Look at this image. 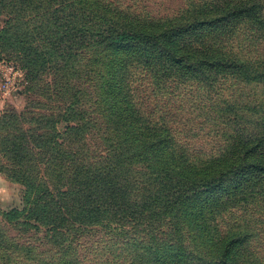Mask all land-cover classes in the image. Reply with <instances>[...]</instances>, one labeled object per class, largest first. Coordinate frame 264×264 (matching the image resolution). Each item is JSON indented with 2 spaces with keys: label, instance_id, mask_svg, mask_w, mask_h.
<instances>
[{
  "label": "trees",
  "instance_id": "16d2710c",
  "mask_svg": "<svg viewBox=\"0 0 264 264\" xmlns=\"http://www.w3.org/2000/svg\"><path fill=\"white\" fill-rule=\"evenodd\" d=\"M187 2L140 26L106 0H0L27 95L0 139L24 205L0 215L44 227L43 264H264V0Z\"/></svg>",
  "mask_w": 264,
  "mask_h": 264
},
{
  "label": "rangeland",
  "instance_id": "374dc122",
  "mask_svg": "<svg viewBox=\"0 0 264 264\" xmlns=\"http://www.w3.org/2000/svg\"><path fill=\"white\" fill-rule=\"evenodd\" d=\"M106 1L110 2L111 7L126 9L127 15H130L132 18L130 22L140 26H146L150 23L158 25L170 22L172 17L175 18L183 10L189 7L187 0ZM32 13H34V11ZM8 16L9 15L6 10L0 11V30L3 26H5V20H7ZM92 54L93 53L83 54V58H81L78 62L80 68L86 67L85 65L89 57L93 56ZM140 54H142V51ZM7 58L9 57H6L5 51L0 48V139L8 132V128L1 122L2 116L9 111L17 113L21 112L25 108L27 100V95L22 91L23 88L21 82L23 79V73L15 66L14 62L8 60ZM94 70L99 72V76L103 79L104 75H107L106 62H98L94 66ZM136 71L140 72V70ZM83 75L80 78V82H83L81 87L87 91L89 84L86 82L84 83L85 78ZM3 76L8 77V88L2 87ZM185 101V109H189L187 98H185ZM176 104L177 103H175V105ZM86 107H88V103L85 99L83 104H79V108ZM197 110L200 115L195 119H191V122L194 124L202 122L204 119V112L202 109L197 108ZM102 116L103 115L101 113L94 114V117L98 121L104 119ZM186 116L190 117L189 113H187ZM181 118L184 119L185 117L183 116ZM74 124L75 121L73 120L65 122L61 121L57 124V128H59V130H64L68 126H73ZM200 137H202V140L203 138H207L204 135H200ZM0 164H6L4 158L0 157ZM22 189L23 186L20 183L0 173V210H9L14 207L21 209L24 205L22 200ZM262 216H264V213H262ZM96 239H98L97 236H84L80 241L88 244ZM45 240L44 227L39 228V230L25 232L19 224L6 222L0 215V264H36L37 262H39L38 264H43V261L54 260L55 255L48 251V249L54 250V248L50 244L45 243ZM28 245L29 248H27ZM73 246L74 244L72 247ZM41 251H44V253L42 254ZM36 254L42 256V259H39V256ZM33 256H35L37 261Z\"/></svg>",
  "mask_w": 264,
  "mask_h": 264
},
{
  "label": "built area",
  "instance_id": "2783aa9c",
  "mask_svg": "<svg viewBox=\"0 0 264 264\" xmlns=\"http://www.w3.org/2000/svg\"><path fill=\"white\" fill-rule=\"evenodd\" d=\"M2 87L3 88H8L9 87V80H8V77H6V76H3V78H2Z\"/></svg>",
  "mask_w": 264,
  "mask_h": 264
}]
</instances>
